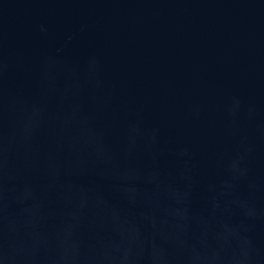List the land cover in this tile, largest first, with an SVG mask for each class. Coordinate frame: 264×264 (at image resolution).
<instances>
[{
  "label": "water",
  "instance_id": "obj_1",
  "mask_svg": "<svg viewBox=\"0 0 264 264\" xmlns=\"http://www.w3.org/2000/svg\"><path fill=\"white\" fill-rule=\"evenodd\" d=\"M0 264H264V0H0Z\"/></svg>",
  "mask_w": 264,
  "mask_h": 264
}]
</instances>
